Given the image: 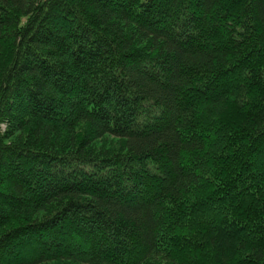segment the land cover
I'll return each instance as SVG.
<instances>
[{"label": "trees", "instance_id": "16d2710c", "mask_svg": "<svg viewBox=\"0 0 264 264\" xmlns=\"http://www.w3.org/2000/svg\"><path fill=\"white\" fill-rule=\"evenodd\" d=\"M0 264H264V0H0Z\"/></svg>", "mask_w": 264, "mask_h": 264}, {"label": "rangeland", "instance_id": "374dc122", "mask_svg": "<svg viewBox=\"0 0 264 264\" xmlns=\"http://www.w3.org/2000/svg\"><path fill=\"white\" fill-rule=\"evenodd\" d=\"M207 211H208V210H207ZM208 214L210 215V212H209V211H208ZM217 229H218L219 231L223 230V229H221L220 226H217Z\"/></svg>", "mask_w": 264, "mask_h": 264}]
</instances>
